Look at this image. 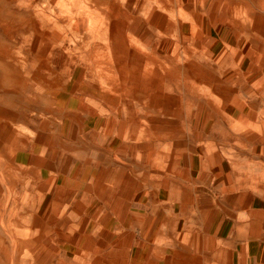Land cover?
<instances>
[{"label": "rangeland", "instance_id": "374dc122", "mask_svg": "<svg viewBox=\"0 0 264 264\" xmlns=\"http://www.w3.org/2000/svg\"><path fill=\"white\" fill-rule=\"evenodd\" d=\"M183 199L264 204V0H0V264H264Z\"/></svg>", "mask_w": 264, "mask_h": 264}, {"label": "crops", "instance_id": "0c3cea01", "mask_svg": "<svg viewBox=\"0 0 264 264\" xmlns=\"http://www.w3.org/2000/svg\"><path fill=\"white\" fill-rule=\"evenodd\" d=\"M104 158H107L106 155H105ZM101 176L104 177V181L101 184V191L103 193L109 192V194H110V192L113 191V188L110 187L109 185L117 186V185H123L124 183L133 185L132 181L125 182L124 179H123V175L119 174L118 170L114 169V168L109 173L108 178L106 177V175H102L101 174ZM101 176H99V179H97L98 182H100V183H101ZM96 187L94 186L92 188V191ZM167 200H169L167 198V195L165 197H162V201L163 202H166ZM115 203L116 204H128V203H124L123 199H121V198H118ZM139 203L143 204L142 201H140ZM176 203L178 204V208L180 210H182V211L185 210L186 212H187V210L192 209V208L195 207V209L198 210V212L200 214V217L202 219L211 218V223L212 224H217V225H222V224H230V225L246 224V225L253 226L254 223H260L264 219V204H259L260 206H254L252 204H246V206L241 205L242 206L241 209L238 210V207L235 206L234 204H220V205L219 204H199L198 200L196 201V204H193V203L189 202L188 200H184V199H183V201H178ZM223 206H225L226 208H224ZM73 208H72V210H73ZM14 209H15V207L12 206V207L9 208L7 216H0V242H2V245H3L4 248L6 247L5 242H6V240H9V239H7L9 237L4 235L5 233L2 231V226H4L5 224H10V225L14 224V225L18 226L17 227V232L18 233L22 232V231H25V228H23L24 226L22 225L23 224L22 223V221H23L22 217H20L17 222H15L16 220L14 221V220L11 219L10 214L14 211ZM34 210H35V206H34ZM222 210L224 212L226 210V213L224 214V212H222ZM182 211H181V213H182ZM25 214H27L26 211H25ZM36 214H37V216H39L38 212H36ZM73 215H76L74 210H73ZM214 217H216V221H213ZM225 217H227V218H225ZM24 218H26V217H24ZM34 219H35V216L32 218V221ZM226 219H228V220H226ZM51 224H53V223L51 222ZM55 225H56L55 226L56 230H58V226H57L58 222H56ZM36 226L39 227L38 230H40V232L42 233L43 232V226H44L43 222H39L38 221ZM51 228H52V226H51ZM232 230H233V228H232ZM246 257H248V255Z\"/></svg>", "mask_w": 264, "mask_h": 264}]
</instances>
